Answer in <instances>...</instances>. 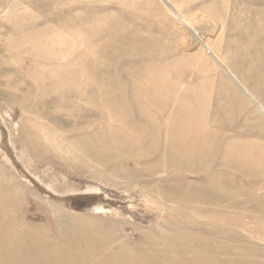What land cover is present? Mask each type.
I'll return each mask as SVG.
<instances>
[{"label": "rangeland", "instance_id": "1", "mask_svg": "<svg viewBox=\"0 0 264 264\" xmlns=\"http://www.w3.org/2000/svg\"><path fill=\"white\" fill-rule=\"evenodd\" d=\"M0 184V264H264V0H0Z\"/></svg>", "mask_w": 264, "mask_h": 264}, {"label": "bare ground", "instance_id": "2", "mask_svg": "<svg viewBox=\"0 0 264 264\" xmlns=\"http://www.w3.org/2000/svg\"><path fill=\"white\" fill-rule=\"evenodd\" d=\"M232 107H233V106H232ZM235 108H236V107H235ZM237 109H238V108H237ZM231 110H232V109H231ZM225 112H226V110H225ZM229 112H230V111H229ZM226 115H227V114H226ZM126 116H127V118H128V125L125 123V126H127L128 129H129L131 132H133V133H141V134L147 135V137H148L147 140H150V139H151V140H154V139H156V135H158V134H155V135H152L151 133L149 134L145 126L134 124V120H135L136 117L134 118L135 115H134V113H133V110L130 111V112L128 113V115H126ZM232 124H233V123H232ZM188 132H189L191 135H196V134H197V130H195V129L188 130ZM172 133H175V128L172 129ZM147 137H146V138H147ZM219 137H220V136H219ZM221 137H223V136H221ZM224 137H225V136H224ZM218 139H219V138H218ZM225 140H226V139H225ZM117 147H118V146H117ZM119 147H120V148H118V149L116 150V151L119 150L118 153H120V152L122 151L121 145H120ZM194 149H196L195 145H194ZM209 149H210V148H209ZM211 149H212V148H211ZM211 149H210V150H211ZM197 150H198V149H197ZM197 150H195L194 152L192 151V152L188 155L189 157L186 158V161H187L186 164H189L188 161H189V160H190V161L192 160V158L194 157L195 152H196ZM225 150H226V149H225ZM123 151H124V152H121V154H123L124 157L129 156L128 154H129L130 152H129L128 150H127V151H126V150H123ZM153 151H156L157 156L162 155L163 152H164V151L162 152L160 148H159V149H158V148H152V149L150 150V152H153ZM159 151H160V152H159ZM208 151H209V150H208ZM128 152H129V153H128ZM91 154L94 155L95 157H96V155H97V154L95 153V151L92 152ZM114 154H115V153H114ZM116 154H117V153H116ZM116 154H115L114 156L111 157V159L114 160V161H117L118 159H120V156H121V155H119V154H117V155H116ZM164 154H166V155H168V156L170 155V157L174 156L175 158H178V157L182 156V151L176 149V148L174 147L173 143H170L169 146H168V148H167V150H166V152H165ZM131 155H132V154H131ZM174 157L170 159V160H171V164H173V162L176 163V160H175ZM209 157H210V156H209ZM211 157L213 158V156H211ZM212 158H210V159H212ZM178 159H180V158H178ZM188 159H189V160H188ZM192 161H193V160H192ZM192 161H191V163H193ZM198 162H200V161H198ZM201 162H202V161H201ZM203 162H204V161H203ZM184 163H185V162H184ZM178 164H180V163H178ZM192 165H193V164H192ZM199 165H200V164H199ZM230 165H233V164L230 163ZM186 166H187V165H186ZM235 166H238V165H235ZM228 167L230 168V166H228ZM187 168H188V167H187ZM231 168H232V167H231ZM234 168H236V167H234ZM237 168H238V167H237ZM237 168H236V171H237L240 167H239L238 169H237ZM241 169H242V168H241ZM191 170H192V168H191ZM233 170H234V169H233ZM237 172H238V171H237ZM247 172H248V171H247ZM133 173H134V172H133ZM238 173H239V172H238ZM240 173H241V172H240ZM242 173H243V172H242ZM151 175H152V174H151ZM2 177H3V176H2ZM6 177H7V176H6ZM6 179H7V178H6ZM8 179H9V177H8ZM230 181H231V180H230ZM230 181H229V182H230ZM3 183H4V182H3ZM177 184H178V183H177ZM182 184H183V183H182ZM189 184H190V183H189ZM194 184H195V183H194ZM206 184H207V183H206ZM209 184H210V183H209ZM0 185H1V184H0ZM9 185H10V184H9ZM180 185H181V184H180ZM197 185H198V184H197ZM214 185H215V184H214ZM191 186H192V185H191ZM191 186H190V187H191ZM195 186H196V185H195ZM202 186H203V185H202ZM215 186H216V185H215ZM198 187H199V186H198ZM200 187H201V185H200ZM15 188H16V187H15ZM15 188H14V189H15ZM194 188H195V187H194ZM204 188H205V187H204ZM204 188H203V189H204ZM212 188H213V187H212ZM215 188H216V187H215ZM18 189H19V188H18ZM171 189H173V188H171ZM191 189H192V187H191ZM206 189H209V188H206ZM169 190H170V189H169ZM183 190H184V189H183ZM197 190H198V189H197ZM201 191L203 192V190H201ZM207 191H208V190H207ZM207 191H206V192H207ZM225 191H226V190H225ZM12 192H13V191H12ZM160 192H161L164 196L167 195V194H169V193H168V188H166V187H165L163 190H161ZM185 192H186V191H185ZM185 192H184V193H185ZM220 192H221V191H220ZM220 192L218 191V193H220ZM0 193H1V192H0ZM7 193H8V192H7ZM159 194H160V193H159ZM188 194H189V193H188ZM190 194H191V193H190ZM193 194H194V193H193ZM215 194H216V191H215ZM228 194H229V193H228ZM10 195H11V194H10ZM163 195H161V198H163ZM170 195H171V193H170ZM184 195H185V194H184ZM202 195H203V194H202ZM224 195H226V194L224 193ZM171 196H175V198L183 197L182 190L176 187V188L174 189L173 194H172ZM189 196H190V195H189ZM191 196H193V195H191ZM212 196H214V193H213ZM215 196H217V195H215ZM234 196H235V195H234ZM166 197H167V196H166ZM168 197L170 198V196H168ZM168 197H167V198H168ZM186 197H187V196H186ZM195 197H196V196H195ZM218 197H220V196H218ZM218 197H216V198H218ZM221 197H222V196H221ZM225 197H226V196H225ZM225 197H224V198H225ZM228 197H229V195H228ZM0 198H1V197H0ZM191 198H192V197H191ZM208 198H210V197L208 196ZM216 198H215V199H216ZM226 198H227V197H226ZM229 198H230V197H229ZM232 198H233V197H231V199H232ZM11 199H12V198H11ZM187 199H188V198H187ZM189 199H190V198H189ZM227 199H228V198H227ZM227 199H226V200H227ZM2 200H4V199L2 198ZM2 200H0V204H2V203H1ZM5 200H6V199H5ZM7 200H8V199H7ZM7 200H6V202H7ZM12 200H13V199H12ZM183 200H185V199L183 198ZM192 200L194 201V199H192ZM196 200H198V199H196ZM202 200H203V198H202ZM211 200H212V199H211ZM216 200H217V199H216ZM228 200H229V199H228ZM199 201H200V200H199ZM199 201H198V202H199ZM219 201H220V200H219ZM203 202H204V201H203ZM183 203H184V202H183ZM4 204H8V203H3V205H4ZM15 204H16V203H15ZM207 205H208V204H207ZM8 206H10V205L8 204ZM14 206H15V205H14ZM16 206H17V205H16ZM6 207H7V205H6ZM6 207L2 209V206H1V211L4 210V209H6ZM12 207H13V206H12ZM12 207H11V210H12V212H13V208H12ZM15 208H16V207H15ZM8 209H9V208H8ZM195 209H196V208H195ZM6 211H7V210H6ZM9 211H10V210H9ZM9 211H8V212H9ZM200 211H201V210H200ZM4 212H5V210H4ZM1 213L3 214V211H2ZM5 213H6V212H5ZM10 213H11V212H10ZM14 213H15V212H14ZM7 214H8V213H7ZM14 215H15V214H14ZM68 215H69V214H68ZM244 215H245V214H244ZM0 216H1V215H0ZM8 216H9V215H8ZM223 216H224V215H223ZM6 217H7V216H6ZM2 218H3V217H2ZM71 218H72V217H71ZM8 219H9V218H8ZM66 219H67V218H66ZM68 219H69V218H68ZM76 219H77V218H76ZM84 219H85V218H84ZM4 220H5V218H4ZM73 220H74V219H73ZM88 220H89V221H91V220L93 221V219L90 220L89 218L87 219V221H88ZM1 221H3V219H1ZM1 221H0V223H1ZM5 221H6V220H5ZM5 221H4V222H5ZM60 221H61V220H60ZM71 221H72V220H71ZM71 221H70V222H71ZM76 221H77V220H76ZM80 221H81V220H80ZM87 221H86V223H87ZM97 221H98V220H97ZM4 222H3V223H4ZM65 222H66V221H65ZM84 222H85V221H83V223H84ZM3 223H2V224H3ZM13 223H14V222H13ZM15 223H16V222H15ZM59 223H60V222H59ZM71 223H72V222H71ZM74 223H76V222H74ZM74 223H72V226H73ZM79 223H80V222H79ZM79 223H78V224H79ZM83 223H82V227H83ZM88 223H89V222H88ZM94 223H96V222H94ZM219 223H220V222H219ZM4 224H7V222L4 223ZM89 224H91V223H89ZM96 224H97V223H96ZM203 224H204V223H203ZM15 225H16V224H15ZM68 225H69V223H68ZM70 225H71V224H70ZM87 225H88V224H87ZM87 225H86V227H87ZM94 225H95V224H94ZM10 226H11V229H12V225H10ZM10 226H9V227H10ZM88 226H89V225H88ZM91 226H92V224H91ZM95 226L97 227V225H95ZM101 226H102V225H101ZM112 226H114V225H112ZM4 227H5V226H4ZM14 227L16 228V226H14ZM14 227H13V228H14ZM28 227H29V226H28ZM65 227H66V226H64V228H65ZM67 227H68V226H67ZM80 227H81V224H80ZM86 227H85V228H86ZM110 227H111V225H110ZM215 227H216V226H215ZM223 227H224V226H223ZM15 228H14V229H15ZM17 228H18V227H17ZM24 228H25V227L23 226V227H22V230H24ZM26 228H27V227H26ZM26 228H25V229H26ZM31 228H32V227H31ZM31 228H30V229H31ZM40 228H41V227H40ZM64 228H63V229H64ZM85 228H84L83 230H85ZM87 228L90 229V227H87ZM112 228H114V227H112ZM118 228H119V227H118ZM120 228H121V227H120ZM19 229H20V228H19ZM38 229H39V228H38ZM63 229H62V230H63ZM66 229H67V228H65V230H66ZM96 229H97V228H96ZM98 229H100V228H98ZM5 230H6V229H5ZM16 230H18V229H16ZM65 230H64V231H65ZM78 230H79V229H78ZM93 230H94V229H93ZM105 230H107V228H105ZM108 230H109V229H108ZM114 230H115V229H114ZM166 230H168V229H166ZM7 231H8V230H7ZM33 231H34V230H33ZM48 231H49V230H48ZM75 231H76V230H75ZM79 231H80V230H79ZM79 231H78V234H81V235H82V234L84 233V232H83V233H79ZM90 231H91V230H90ZM90 231H89V232H90ZM4 232L6 233V231H4ZM13 232H14V231H13ZM18 232H19V234H20V231H19V230H18ZM22 232L24 233V231H22ZM34 232H35V231H34ZM34 232H33V233H34ZM37 232H38V231H37ZM41 232H42V231H41ZM70 232H71V227H70V231L68 232V230H67V232H66V239H68L69 244H70V246H71V247H70L71 249H69L68 254L73 255L72 253H75V254H79L80 257H81L79 262H77V263H73V264H88L89 262H92L93 260H95L96 258H98L99 255H100L101 253H103V251H105V249H106V248L104 249L105 246H106L107 249H108V244H107V243H106L107 245L105 244V245H102V246H100L102 243H101L100 245H95L94 243H92V244H90V243L85 244V243L83 242V240H82V238H83L82 236H83V235H82V236H81V235L78 236V237H79V240H78V238H75V236H71V233H72L73 231H72L71 233H70ZM81 232H82V230H81ZM97 232H98V231H97ZM105 232L107 233V231H105ZM105 232H104V233H105ZM118 232H119V231H118ZM165 232H166V231H165ZM30 233H32L31 230L29 231V234H30ZM69 233H70V234H69ZM74 233H75V232H74ZM74 233H73L72 235H74ZM86 233H87V232H86ZM91 233H92V232H91ZM112 233H114V232H112ZM150 233H151V232H150ZM152 233H153V232H152ZM168 233H169V232H168ZM170 233H171V232H170ZM1 234H2V233H1ZM9 234H10V233H9ZM11 234H12V232H11ZM35 234H38V233L35 232ZM98 234H100V233H98ZM122 234H123V233H122ZM171 234H172V233H171ZM171 234H170V235H171ZM179 234H180V233H179ZM5 235H6V234H5ZM7 235H8V234H7ZM21 235H25V234H21ZM21 235H20V236H21ZM27 235H28V232H27ZM30 235H31V236H34V234H30ZM38 235H39V234H38ZM38 235H36L34 238H36ZM92 235H93V234H92ZM96 235H97V233H96ZM96 235H95V236H96ZM102 235H103V233H102ZM102 235H101V236H102ZM113 235H114V234H113ZM153 235H154V233H153ZM2 236H3V234H2ZM17 236H19V235H17ZM28 236H29V235H28ZM64 236H65V234H64ZM116 236H118V235L116 234L115 237H116ZM171 236H172V235H171ZM12 237H13V236H12ZM15 237H16V235H15ZM29 237H30V236H29ZM40 237H42V236H40ZM44 237H45V236H44ZM80 237H81V238H80ZM91 237H92V236H91ZM104 237H105V235H104ZM123 237H125V235H124ZM3 238H4V237H3ZM46 238H47V237H46ZM95 238H96V237H95ZM97 238H98V237H97ZM150 238H152V236H151ZM12 239H16V238H12ZM17 239H18V240H17ZM17 239H16V241L18 242L20 238L17 237ZM22 239H23V238H22ZM25 239H26V237L24 238V242L26 241ZM31 239H33V238H31ZM37 239H39V237H37ZM48 239H49V238H48ZM83 239H84V238H83ZM121 239H122V238H121ZM155 239H156V237H155ZM155 239H154V240H155ZM163 239H164V238H163ZM188 239H189V238H188ZM191 239H192V238H191ZM27 240H28V239H27ZM86 240H87V239H86ZM91 240H92V239H91ZM99 240H100V238H99ZM107 240H108V239H107ZM109 240H110V239H109ZM164 240H165V239H164ZM174 240H176V239H174ZM10 241H12V240L10 239ZM14 241H15V240H14ZM22 241H23V240H22ZM28 241H29V240H28ZM62 241H63V240H62ZM92 241H93V240H92ZM101 241H103V240L101 239ZM181 241H182V240H181ZM187 241H188V240H187ZM17 242H15L14 244H16ZM20 242H21V241H20ZM20 242H19V243H20ZM26 242H27V241H26ZM31 242H32V240H31ZM39 242H40L41 244H45V239H43V238H42V239L40 238L39 240H36V239H35V243H36V244H38ZM86 242H87V241H86ZM98 242H99V241H98ZM98 242H97V243H98ZM107 242H108V241H107ZM109 242H110V241H109ZM109 242H108V243H109ZM149 242H151V241H149ZM178 242H179V241H178ZM4 243H6V242H4ZM8 243L11 244V242H9V240H8V242H7V245H8ZM32 243H33V242H32ZM32 243H30V245H31ZM35 243H34V244H35ZM51 243L53 244V242H51ZM122 243H123V242H122ZM142 243L145 244V242H142ZM14 244H13V245H14ZM36 244H35V245H36ZM52 244H51V245H52ZM98 244H99V243H98ZM112 244H113V243H111V245H112ZM162 244H163V243H162ZM162 244H161V245H162ZM4 245H5V244H4ZM13 245H12V246H13ZM27 245H28V242H27L26 246H27ZM32 245H33V244H32ZM38 245H39V244H38ZM54 245H56V244H54ZM84 245H86V246L84 247ZM140 245H142V244H140ZM181 245H182V244H181ZM15 246H16V245H15ZM23 246H24V245H23ZM23 246H22V247H23ZM142 246H143V245H142ZM144 246H147V247H148V245H147V241H146V245H144ZM144 246H143V247H144ZM17 247H18V246H17ZM29 247H30V246H29ZM52 247H53V246H52ZM93 247H94V248H93ZM109 247H110V246H109ZM164 247H165V246H164ZM4 248H5V247H4ZM6 248H8V247H6ZM9 248H11V247H9ZM12 248H14V247H12ZM32 248H35V247L32 246ZM50 248H51V247H50ZM36 249H37V246H36ZM52 249H53V248H52ZM84 249H85V250H84ZM140 249H142V248H140ZM143 249H144V248H143ZM11 250H12V249H11ZM21 250H22V249H21ZM25 250H26V249H25ZM28 250H31V249H27L26 251H28ZM157 250H158V249H157ZM33 251H34V250H33ZM109 251H110V250H109ZM109 251H108V252H109ZM116 251H117V250H116ZM154 251H155V249H154ZM165 251H166V250H165ZM173 251H174V250H173ZM53 252H54V251H53ZM163 252H164V251H163ZM3 253H4V252H3ZM37 253H38V252H37ZM44 253H45V252H44ZM46 253H47V252H46ZM46 253H45V254H46ZM118 253H119V251H118ZM140 253H141V252H140ZM143 253H144V252H143ZM150 253H151V252H150ZM178 253L181 254L180 252H178ZM38 254L40 255V253H38ZM45 254H44V255H45ZM14 255H15V254H14ZM44 255L42 254V256H44ZM89 255H92V256H91V257H92V261L88 259ZM118 255H119V257L121 256L120 253H119ZM144 255H145V253H144ZM148 255H149V254H148ZM30 256H31V255H30ZM30 256H29V258H30ZM53 256H54V255H53ZM55 256H56V255H55ZM55 256H54V257H55ZM145 256H146V255H145ZM150 256H151V255H150ZM152 256H153V255H152ZM35 257H36V256H35ZM35 257H34V258H35ZM121 257H122V256H121ZM121 257H120V258H121ZM142 257H143V256H142ZM146 257H147V256H146ZM146 257H144V260H145ZM164 257H165V256H164ZM164 257H163V259H164ZM24 258H25V257H24ZM39 258H40V257H38V259H39ZM73 258H74V257H73ZM73 258H70L69 260H71V259H73ZM109 258H110V257H109ZM123 258H124V257H123ZM123 258H122V260H123ZM127 258H128V256H127ZM157 258H158V257H157ZM179 258H182V257H179ZM38 259L35 258V260H38ZM41 259H42V258H41ZM41 259H40V260H41ZM148 259H150V258H148ZM148 259H147V260H148ZM161 259H162V258H161ZM163 259H162V260H163ZM177 259H178V257H177ZM183 259H184V258H183ZM28 260H29V259H28ZM30 260H31V259H30ZM30 260H29V261H30ZM53 260H54V258H53ZM109 260H110V259H109ZM142 260H143V259H142ZM142 260H141V262H142ZM167 260H168V259H167ZM169 260H170V256H169ZM178 260H179V259H178ZM178 260H177V262H178ZM184 260H185V259H184ZM194 260H195V259H194ZM71 261H72V260H71ZM112 261H113V260H112ZM133 261H134V258L132 259L131 262H133ZM145 261H146V260H145ZM153 261H154V258H153ZM156 261H157V260H156ZM163 261H164V260H163ZM175 261H176V259H175ZM41 262H42L43 264H47V263H44L45 261H41ZM55 262H56V261H55ZM93 262H94V261H93ZM124 262H127V261H124ZM164 262H166V263H164ZM164 262H163V264H167L166 258H165V261H164ZM168 262H170V261H168ZM98 263H99V262H98ZM142 263H143V262H142ZM142 263H141V264H142ZM144 263H145V262H144ZM146 263H147V262H146ZM146 263H145V264H146ZM148 263H150V262L148 261ZM172 263H173V262H172ZM172 263H171V264H172ZM195 263H196V262H195ZM37 264H39V263H37ZM53 264H55V263H53ZM125 264H126V263H125ZM128 264H130V263H128ZM139 264H140V263H139ZM155 264H156V263H155ZM157 264H159V263H157ZM175 264H176V262H175ZM188 264H189V263H188Z\"/></svg>", "mask_w": 264, "mask_h": 264}]
</instances>
